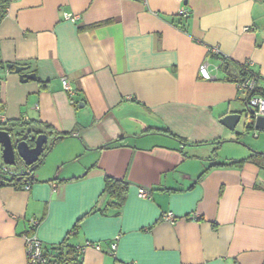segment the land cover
Returning <instances> with one entry per match:
<instances>
[{
  "label": "crops",
  "instance_id": "0c3cea01",
  "mask_svg": "<svg viewBox=\"0 0 264 264\" xmlns=\"http://www.w3.org/2000/svg\"><path fill=\"white\" fill-rule=\"evenodd\" d=\"M0 43V122L65 134L29 189L0 187V264H28L31 234L82 264H264V132L221 122L247 111L226 58L264 89V0H11Z\"/></svg>",
  "mask_w": 264,
  "mask_h": 264
},
{
  "label": "trees",
  "instance_id": "16d2710c",
  "mask_svg": "<svg viewBox=\"0 0 264 264\" xmlns=\"http://www.w3.org/2000/svg\"><path fill=\"white\" fill-rule=\"evenodd\" d=\"M11 0H0V24L5 18L7 14V10L10 6ZM239 69L240 73H242V79L237 81V83L241 82L245 78H257L253 75H249L246 70H248V65L232 63L227 58L224 60V68L225 70L232 76V70L230 68ZM259 94L264 96V89L257 86L254 92H251L250 95ZM0 127L9 130L16 139H25L28 140L31 144H33V139L39 134H47L53 135L54 138L50 144L46 147L44 154L41 156L39 161L32 166H27L25 162L20 158H16V164L9 167H13L14 170H9L6 167L0 166V187L3 186H14L16 188H24L26 185H32L35 181V171L37 167L40 165L42 160L44 159L46 153L50 150V148L54 145V143L65 134H61L55 131L49 125H43L40 121L32 122L20 121L16 123H8V122H0ZM248 128H253L252 125H248ZM244 160L240 161H231L228 164H220V165H235L242 163ZM25 167V169L20 168ZM105 184V192L110 196V205H112L116 212L119 213L121 208L123 207L128 192V184L122 180L107 176ZM46 254L52 255L51 263L53 264H82V258L80 253V248L73 247L69 245L66 241L54 246L51 250H45Z\"/></svg>",
  "mask_w": 264,
  "mask_h": 264
},
{
  "label": "built area",
  "instance_id": "2783aa9c",
  "mask_svg": "<svg viewBox=\"0 0 264 264\" xmlns=\"http://www.w3.org/2000/svg\"><path fill=\"white\" fill-rule=\"evenodd\" d=\"M186 14L188 12L184 11ZM66 19L76 22L77 16L71 13L65 14ZM1 44V43H0ZM211 51L218 52L217 47L211 48ZM251 61H246L245 65H250ZM209 63L205 61L199 68V73L202 78L206 80H211L213 78L209 67ZM63 85L66 90H68L70 93H72V88L70 87V84L66 79L63 80ZM238 90L240 93L245 94V105L247 112L249 116L255 121L258 117L264 116V96L259 94L250 95L251 92H254L258 86V82L255 78H245L241 82L237 84ZM0 120L4 121V119L1 117ZM257 136V132L255 133ZM31 185H26L24 188L29 189ZM140 195L146 196L147 191L144 188H140L139 190ZM164 218L167 220H174V214L173 212H167L164 214ZM32 226H38L39 221L36 219H33L31 221ZM87 247H93L97 250L101 249V246L98 243L94 242H86L83 248ZM117 248V244L114 242L111 244L110 250L112 253L115 252ZM26 250H27V258H28V264H49L52 260V255L46 254L43 242L36 236V234L26 235Z\"/></svg>",
  "mask_w": 264,
  "mask_h": 264
},
{
  "label": "water",
  "instance_id": "95a60500",
  "mask_svg": "<svg viewBox=\"0 0 264 264\" xmlns=\"http://www.w3.org/2000/svg\"><path fill=\"white\" fill-rule=\"evenodd\" d=\"M9 68L15 67L16 72L28 69V66L8 64ZM35 73H23V80L36 79ZM247 110V109H246ZM221 122L230 130H235L239 123L245 126L252 125L257 130L264 131V116L258 117L255 121L249 116L248 112L231 113L221 118ZM33 144L25 139H16L7 129L0 127V145L2 146V157L6 165H15L16 158L20 157L27 166H32L39 161L49 144L47 134H39L33 139Z\"/></svg>",
  "mask_w": 264,
  "mask_h": 264
},
{
  "label": "rangeland",
  "instance_id": "374dc122",
  "mask_svg": "<svg viewBox=\"0 0 264 264\" xmlns=\"http://www.w3.org/2000/svg\"><path fill=\"white\" fill-rule=\"evenodd\" d=\"M246 113H247V111L245 112V114H246ZM258 132H259V133H262V132H264V131L258 130ZM253 133H254V129L250 130V132H249L250 138H254V137H253Z\"/></svg>",
  "mask_w": 264,
  "mask_h": 264
}]
</instances>
